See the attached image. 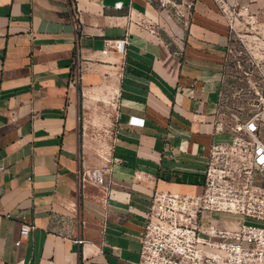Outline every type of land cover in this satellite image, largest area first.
I'll list each match as a JSON object with an SVG mask.
<instances>
[{
	"label": "crops",
	"instance_id": "0c3cea01",
	"mask_svg": "<svg viewBox=\"0 0 264 264\" xmlns=\"http://www.w3.org/2000/svg\"><path fill=\"white\" fill-rule=\"evenodd\" d=\"M176 1L0 0V264H133L155 190L202 191L209 146L233 138L229 47L264 0Z\"/></svg>",
	"mask_w": 264,
	"mask_h": 264
},
{
	"label": "built area",
	"instance_id": "2783aa9c",
	"mask_svg": "<svg viewBox=\"0 0 264 264\" xmlns=\"http://www.w3.org/2000/svg\"><path fill=\"white\" fill-rule=\"evenodd\" d=\"M157 1L171 14H183L176 0ZM193 4L190 0L185 8ZM245 15L246 31L257 42L251 59L258 97L251 112L231 126L232 140L209 146L201 192L155 190L137 232L140 250L133 264H264V12ZM126 45V36L105 38L103 52L124 54ZM232 50L231 44L228 54ZM79 70L76 66L74 82ZM127 121L141 126L145 118L131 114ZM86 173L97 182L105 180L102 170ZM32 228L23 223L15 243Z\"/></svg>",
	"mask_w": 264,
	"mask_h": 264
},
{
	"label": "rangeland",
	"instance_id": "374dc122",
	"mask_svg": "<svg viewBox=\"0 0 264 264\" xmlns=\"http://www.w3.org/2000/svg\"><path fill=\"white\" fill-rule=\"evenodd\" d=\"M247 13V12H246ZM244 18V17H243ZM244 20V19H243ZM245 22V21H243ZM241 33L246 31L245 23L240 26ZM245 31V32H244ZM240 34L232 38L233 50L228 54L225 78L222 85V99L219 115L222 128L231 129L246 114L251 112L253 102L258 97L253 85L256 73L252 65V52L257 47L254 37ZM249 72L248 74L245 72ZM228 214L222 213V216Z\"/></svg>",
	"mask_w": 264,
	"mask_h": 264
}]
</instances>
